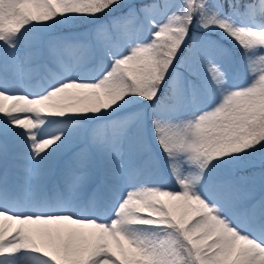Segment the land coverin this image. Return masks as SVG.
Returning a JSON list of instances; mask_svg holds the SVG:
<instances>
[{
  "label": "snow or ice",
  "instance_id": "1",
  "mask_svg": "<svg viewBox=\"0 0 264 264\" xmlns=\"http://www.w3.org/2000/svg\"><path fill=\"white\" fill-rule=\"evenodd\" d=\"M0 264H264V0H0Z\"/></svg>",
  "mask_w": 264,
  "mask_h": 264
},
{
  "label": "rangeland",
  "instance_id": "2",
  "mask_svg": "<svg viewBox=\"0 0 264 264\" xmlns=\"http://www.w3.org/2000/svg\"><path fill=\"white\" fill-rule=\"evenodd\" d=\"M228 14H229V13H227V12L224 13V15H228ZM218 35H219L218 32H213V33L211 34V37H210V38H211V39H215ZM226 39H227L226 37H224V36H220V40H226ZM232 45H235V42H234V41H231V40H227V42L224 43L223 46H224L225 48H229L230 51L236 52L237 54H239L240 52H242V50L239 49V46H238V45H235L234 48L231 47ZM182 65H183L182 63H178V64H177V71H178V72H182V70H183V68H184V67H181ZM174 75H175V74H174ZM200 78H201L202 80H204V81H207V74L203 71V68H202V67H201V69H200ZM237 79H238L239 82H241V83L243 82V78H242V77H238ZM229 83H231V81H230ZM156 148L158 149L159 146L156 145ZM153 155L155 156V153H153ZM165 159H166V157H165ZM144 175H145V177L151 179L152 182H158V180L155 179V177H154V172H153V170H152L150 167L145 169V173H144Z\"/></svg>",
  "mask_w": 264,
  "mask_h": 264
}]
</instances>
